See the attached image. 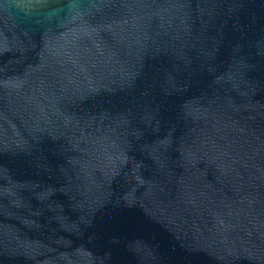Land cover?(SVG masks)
Masks as SVG:
<instances>
[{
	"label": "water",
	"instance_id": "95a60500",
	"mask_svg": "<svg viewBox=\"0 0 264 264\" xmlns=\"http://www.w3.org/2000/svg\"><path fill=\"white\" fill-rule=\"evenodd\" d=\"M0 264H264V0H0Z\"/></svg>",
	"mask_w": 264,
	"mask_h": 264
}]
</instances>
